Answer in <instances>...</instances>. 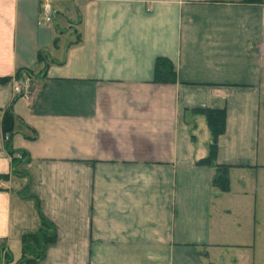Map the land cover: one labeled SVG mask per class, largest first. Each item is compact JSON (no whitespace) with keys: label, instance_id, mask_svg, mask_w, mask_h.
<instances>
[{"label":"crops","instance_id":"crops-1","mask_svg":"<svg viewBox=\"0 0 264 264\" xmlns=\"http://www.w3.org/2000/svg\"><path fill=\"white\" fill-rule=\"evenodd\" d=\"M40 2L0 0V119L27 157L14 174L0 126V261L42 216L55 240L35 264H264L222 204L232 173L264 174V0H52L48 23ZM157 58L173 83L154 82ZM205 109L224 111L223 192L197 165Z\"/></svg>","mask_w":264,"mask_h":264},{"label":"trees","instance_id":"trees-1","mask_svg":"<svg viewBox=\"0 0 264 264\" xmlns=\"http://www.w3.org/2000/svg\"><path fill=\"white\" fill-rule=\"evenodd\" d=\"M241 3H254L259 0H240ZM42 53H39L37 59L41 61ZM175 73L172 65L164 58H157L154 61L153 80L158 84L173 83ZM7 79H0V82H5ZM206 119L207 128L212 138L209 146L208 154L205 158L199 160L197 165L211 167L213 169V185L215 189L223 192L228 188V169L229 166L217 165L214 163V156L216 151V138L223 132L224 127V111L205 109L200 111ZM14 117L10 111L5 110L0 119L1 134L3 138L4 148L10 157L12 172L17 173L16 166L27 160L24 152H12L9 148V140L13 132ZM6 138V140L4 139ZM23 192H21V196ZM55 240L54 227L40 216V227L34 234H26L20 240V257L17 261L12 263L11 257L7 252H2L0 264H35L40 261L45 253V248L48 244Z\"/></svg>","mask_w":264,"mask_h":264},{"label":"rangeland","instance_id":"rangeland-1","mask_svg":"<svg viewBox=\"0 0 264 264\" xmlns=\"http://www.w3.org/2000/svg\"><path fill=\"white\" fill-rule=\"evenodd\" d=\"M261 129H260V144L261 150L264 151V100L261 102ZM259 144V145H260ZM264 154V153H263ZM244 177V182L239 181L240 177ZM231 196L227 199H222L224 206H229L232 211V217L238 224L237 242L251 244L255 243L254 249H264V216L254 214V202L256 210L260 207L264 210V174L244 172L241 174L232 173L230 175ZM241 180V179H240ZM246 192L247 197L243 203L234 196V193ZM255 196V197H254Z\"/></svg>","mask_w":264,"mask_h":264},{"label":"built area","instance_id":"built-area-1","mask_svg":"<svg viewBox=\"0 0 264 264\" xmlns=\"http://www.w3.org/2000/svg\"><path fill=\"white\" fill-rule=\"evenodd\" d=\"M50 1L52 0H41L40 2V12L41 20L44 23H48L51 19L52 10L50 6ZM29 79L27 77H22L18 79L12 86V91L16 96H21L24 94L28 87ZM6 140V138H4Z\"/></svg>","mask_w":264,"mask_h":264}]
</instances>
